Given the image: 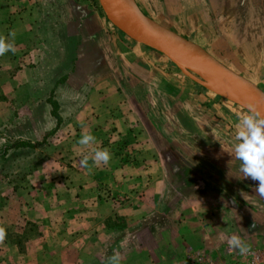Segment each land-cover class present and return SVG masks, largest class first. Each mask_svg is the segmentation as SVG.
<instances>
[{
  "label": "crops",
  "instance_id": "crops-1",
  "mask_svg": "<svg viewBox=\"0 0 264 264\" xmlns=\"http://www.w3.org/2000/svg\"><path fill=\"white\" fill-rule=\"evenodd\" d=\"M15 2L0 0V35L7 37L14 31L17 49L0 56V149L13 142L30 143L29 147L9 149L2 163L5 169H10L14 160L25 167L30 164L32 176L29 184L23 182L3 203L0 225H10L7 209L16 203V211L35 222L38 239L50 241L56 254L69 259L63 262L61 258L57 264H90L93 255L111 249L106 240L109 238L118 244L120 253L125 248L121 264H177L204 244L217 247L218 255H228L224 238L231 233L233 221L230 216L222 218L212 213L218 207V198L224 199L225 195L218 186L209 185L210 177L204 167L187 161L196 154L205 159L211 157L199 155L189 146H185L187 152H182L181 146L175 150L167 148L170 142L165 133L170 124L160 119L164 120V114H170L175 107H186L180 98L172 101L175 105L163 100L162 94L172 96L162 89L168 90L169 82L164 85L162 81V87L155 83L158 77L153 75L159 73L154 69L155 63L165 69L169 59L162 55L161 60L153 49L147 51L144 45L140 48L125 41L121 44L128 50L118 53L122 66L127 64L123 60L126 56L132 57L128 60L130 68L119 75L120 86L110 87L101 80L92 87H74L73 63L81 53L80 47L85 42L89 45L87 31L73 29L75 36L71 33L69 38L46 37L44 24L33 21L25 28L19 22L22 15L15 14L20 10ZM182 4L184 29L188 33L178 34L221 63L224 60L215 56L213 48L217 52L222 50L219 47L233 48L249 57L260 56L264 63V0H175L173 6L182 8ZM22 18L26 20L24 14ZM41 26L40 35L29 32L32 28L39 31ZM18 29L25 31L18 34ZM195 30L201 31V36L214 37L210 51L200 43ZM191 31L195 32L190 34ZM94 58L99 65L105 62L101 53L95 52ZM138 65L146 69L139 71ZM70 71L71 75H67ZM96 72L98 78L107 75L104 67L97 66ZM66 75L60 82L59 78ZM170 75L167 69L161 71L165 82ZM49 99L58 104L60 124L51 115ZM85 131L96 137L93 148H106L117 139L124 143L126 154L110 151L109 164L93 167L89 172L79 163L82 154L89 152L78 143ZM45 136L48 146L43 151V144L39 143ZM168 156L179 163H169ZM216 171L221 170L214 166L209 172ZM224 171L233 176L231 167ZM31 195L42 201L30 205ZM242 232L248 235L246 242L257 240L245 229ZM151 249L157 251L160 260L155 254L145 258Z\"/></svg>",
  "mask_w": 264,
  "mask_h": 264
},
{
  "label": "rangeland",
  "instance_id": "rangeland-1",
  "mask_svg": "<svg viewBox=\"0 0 264 264\" xmlns=\"http://www.w3.org/2000/svg\"><path fill=\"white\" fill-rule=\"evenodd\" d=\"M14 1L19 5L17 7L20 9L15 14L22 16L24 14L26 17L25 20L20 16L19 22L22 23L25 28H27V24L31 26L33 21L36 23L40 22L41 25L44 24L47 27V30L43 31L46 37L52 36V38H54L55 36H61L63 38H69L75 33L73 29L79 30V28H83L87 31L90 37L89 45L85 42V45L80 47L81 53L78 55V58L76 57L73 63L72 70L76 71L72 81L74 87H79V85H88L92 87L99 81L101 82V80L110 87L120 86L118 81L122 79L119 78V75L122 73L124 74V70L130 68L128 60L130 61L132 57L126 56L127 58L125 57L123 60H126L128 65L124 64V66H122L123 61L118 53L119 51L123 52L128 49L121 43L126 41L128 44L134 43L138 45V47H143V45L129 39L123 32L110 23L98 0ZM132 1L154 21L170 27L171 30L174 29L175 32H181L187 35L188 32L184 29L185 20L183 4L181 5L182 8L178 16L174 15V11L171 10L175 0ZM34 15L36 16L35 18ZM61 21L64 22V24ZM60 28L62 29L61 31H59ZM42 29L43 26H41L39 31L32 28L29 32L40 35ZM24 31L25 29H18L17 33L21 34L24 33ZM195 31L199 32V30ZM195 31L189 33L192 34V32ZM200 33L201 31L199 32L200 43L210 51V42L215 40L214 37L210 39L212 35H207L205 37V35L201 36ZM219 48L222 49L219 52L215 51L214 48L212 49L215 56L223 59L225 65L232 66L236 69V72H240L244 76L251 78L257 86L264 89V63L260 60V56L253 58L252 56H247L243 51L240 53L238 51L234 52L233 48L230 49L226 46ZM149 49L150 48L146 50L150 51ZM95 52L98 54L101 53V56H104V63L101 62L100 65L97 64V59L94 58ZM153 53L155 57H159L161 60L164 59L162 58V54L156 51ZM132 61L137 63L135 59ZM138 63H141L139 59ZM166 65V68L163 69L161 63H155L154 69L157 72L159 71L157 75H153L158 77L157 79L155 78V83L157 86L162 87V81H164V85H168L169 82L171 87L168 88V90H165L164 87H162V89L164 92H170V94L176 98L172 96L169 98V96L166 97V94H162L165 95L163 96L165 97L163 100H171V104L175 105L174 102H176V99L180 98L183 99L182 104L186 106L183 107V109L181 106H179V108L175 107V109L170 110V114H164V116L170 120H166L165 117L164 120L160 119V122L164 124L168 122V124H170L165 133L166 140L170 142V147L168 146L167 148L175 150V148L181 146L180 150L182 152H187L185 146H189L194 148V151L199 155H207L208 158L211 157L210 159H205L193 153L192 155H195V157L191 156L187 161L192 165L204 167L207 170L206 174L211 178L208 180V182H210L209 185L218 186V191L225 195L224 199L218 198V207H215L212 213H217L222 218L230 216V220H232L233 223L230 224L231 233L229 236L237 232L243 239L249 240L248 235H244L242 232L245 229L247 234L252 233L257 237L255 242H245L248 245L264 249V198L260 197L255 190L258 182L252 181L250 178H244L243 173L240 171L241 161L236 159L234 151V146L237 143L235 140V132L236 125L239 122L238 114H245L248 110L209 92L205 87L189 77L184 76L172 62L169 61V64L167 63ZM97 66L104 67L107 75L103 78H98L96 72ZM141 68L146 69L138 65L139 71H141ZM166 69L172 74L170 77L166 78L167 82H165V78L163 79L161 76V71H165ZM73 71H70L67 75H71ZM67 75L65 77H60L59 81L63 82ZM149 85H151V83ZM153 85L156 86L154 82ZM173 118H175V120H173ZM171 122H177V124ZM163 131L164 129L162 133ZM115 140L107 144L106 148L110 151H116L118 155L126 154L124 143ZM8 141L11 143L13 142L11 139H8ZM115 142H120V144L114 146ZM39 144H43L44 151L46 146H48L47 136H45ZM122 146L124 149H122ZM45 152H47V150H45ZM14 161L15 162L9 164L8 167L10 169H7L9 171H4L3 161H0V211L5 200L13 196L16 189L23 182L29 184L30 181L28 178L32 176V173H30V164H26L25 167L22 166V164H17V160ZM214 166L219 167L221 171L210 173L209 171H212ZM225 167L232 168L233 176L230 174L226 175L224 171ZM215 183H217V185H215ZM41 201L42 200L38 201L36 197L31 195L29 203L30 205H34ZM233 206L237 208V210L233 208ZM16 208V203L13 202L7 209L9 210V212L7 211L8 218L11 222L10 225L5 226L7 229L6 240L3 244H0V264H57V261L61 258L63 262L68 261L69 259L67 260L63 254L55 253L54 248H51L50 241L42 238L38 239L35 222L32 221L31 217L28 220L23 214H20V212L18 213ZM252 224L255 225L254 228H251ZM228 237L224 238V241L227 240ZM104 240L105 238L99 241L103 242ZM106 240L111 249L105 250L104 254L96 253L93 255L94 257L90 260V264H107L108 257L115 251L119 252L120 248L118 244L114 243L112 238ZM200 247L202 250L211 251L218 255L217 247L212 246V249V247L205 244ZM228 249L229 248H226L225 251ZM124 250L125 248H121V253L119 252L121 256ZM151 254L152 256L154 254L157 255L156 259L160 260L161 256L153 249L150 250L149 254H146L145 258L148 259ZM125 256L124 254L123 258ZM74 257H76V255ZM227 258V255H225L223 259ZM123 264L125 263L123 262Z\"/></svg>",
  "mask_w": 264,
  "mask_h": 264
},
{
  "label": "water",
  "instance_id": "water-1",
  "mask_svg": "<svg viewBox=\"0 0 264 264\" xmlns=\"http://www.w3.org/2000/svg\"><path fill=\"white\" fill-rule=\"evenodd\" d=\"M98 1L113 26L129 39L165 56L185 76L247 110L250 104L264 109V91L260 87L201 46L154 21L132 0ZM209 79L214 80L217 87L212 86Z\"/></svg>",
  "mask_w": 264,
  "mask_h": 264
},
{
  "label": "clouds",
  "instance_id": "clouds-1",
  "mask_svg": "<svg viewBox=\"0 0 264 264\" xmlns=\"http://www.w3.org/2000/svg\"><path fill=\"white\" fill-rule=\"evenodd\" d=\"M14 37V31H10L7 37L0 35V56L8 52H16ZM238 120L235 132L237 141L234 146L235 157L241 161L240 171L244 178L258 181L255 190L260 197L264 198V109L250 104L247 113L238 114ZM78 143L89 149L87 154H82V159L79 161L81 167L89 172L93 167L107 166L111 161L112 154L108 148L92 147L96 143V137L90 131L83 132ZM254 227L255 225L252 224L251 228ZM6 238L7 229L0 225V244H3ZM227 244L230 252L235 251L241 256L250 253V246L239 234L230 235ZM121 260V254L115 251L108 257L107 264H121Z\"/></svg>",
  "mask_w": 264,
  "mask_h": 264
},
{
  "label": "built area",
  "instance_id": "built-area-1",
  "mask_svg": "<svg viewBox=\"0 0 264 264\" xmlns=\"http://www.w3.org/2000/svg\"><path fill=\"white\" fill-rule=\"evenodd\" d=\"M118 144L120 142H115L114 146H118ZM122 149H124L123 146ZM249 246L250 253L245 256L228 250L227 259H223L225 256L214 254L211 251L197 249L187 253L177 264H264V249L253 245Z\"/></svg>",
  "mask_w": 264,
  "mask_h": 264
},
{
  "label": "trees",
  "instance_id": "trees-1",
  "mask_svg": "<svg viewBox=\"0 0 264 264\" xmlns=\"http://www.w3.org/2000/svg\"><path fill=\"white\" fill-rule=\"evenodd\" d=\"M49 103L51 104V115L57 120V124H60V122L62 121V118L60 116V114L58 113V104L56 101H54L53 99H49ZM31 146L30 143L28 142H17V143H13L10 146H4L1 148L0 150V161L2 162L8 152L9 149L11 148H17V147H29ZM4 171H8L7 169H5Z\"/></svg>",
  "mask_w": 264,
  "mask_h": 264
},
{
  "label": "flooded vegetation",
  "instance_id": "flooded-vegetation-1",
  "mask_svg": "<svg viewBox=\"0 0 264 264\" xmlns=\"http://www.w3.org/2000/svg\"><path fill=\"white\" fill-rule=\"evenodd\" d=\"M171 6H172V5H171ZM169 8H170V6H169ZM179 9H181L179 6H173V7L171 8V10L174 11L175 14H178V13L180 12ZM167 159L169 160V163H172V164H174V165H177V164L179 163V160L176 159V158H174V157L168 156ZM233 208H235V207L233 206ZM235 209L237 210V208H235Z\"/></svg>",
  "mask_w": 264,
  "mask_h": 264
},
{
  "label": "bare ground",
  "instance_id": "bare-ground-1",
  "mask_svg": "<svg viewBox=\"0 0 264 264\" xmlns=\"http://www.w3.org/2000/svg\"><path fill=\"white\" fill-rule=\"evenodd\" d=\"M246 78H248V77H246ZM248 79L253 81L251 78H248ZM209 80L212 83V86L217 87L216 82L214 80H212V79H209Z\"/></svg>",
  "mask_w": 264,
  "mask_h": 264
}]
</instances>
